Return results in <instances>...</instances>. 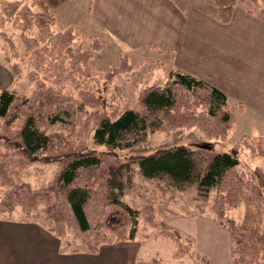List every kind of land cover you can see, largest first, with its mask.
<instances>
[{
  "label": "trees",
  "instance_id": "obj_1",
  "mask_svg": "<svg viewBox=\"0 0 264 264\" xmlns=\"http://www.w3.org/2000/svg\"><path fill=\"white\" fill-rule=\"evenodd\" d=\"M62 1L34 0L28 4L0 0V30L12 22L23 33L33 28L39 33L37 37L21 35L26 51L39 62L35 89L29 97L10 90L0 94V188L4 189L0 213L11 214L21 208L25 219L68 240L63 253L79 252L69 249L70 240L91 253H98L103 245L134 241L139 237L140 217L155 226L150 205L138 209L124 201L133 188L132 166L137 164L145 178L164 188L193 189L204 203L214 194L212 210L218 224L230 232L234 264H264V171L257 168L259 181H254L240 168L241 147L264 157V134L256 140L246 135L225 152L176 145L121 159L117 150L145 142L149 133L195 128L207 139L225 140L236 124L229 98L210 82L179 70L144 88L137 106L109 113L104 108L105 98L81 86L86 80L82 79L83 69L101 43L83 50L74 41V30L50 31L55 25L53 9ZM237 1L214 0L222 23L230 22ZM121 70L120 66L108 72L105 81L111 82ZM67 86L80 96L76 99L63 93L61 89ZM52 105L63 113L76 105L87 108L83 126L69 132L75 138L45 131ZM49 121L56 123L61 118ZM89 135L105 150L84 151ZM37 158L57 164L51 182L41 188L18 182ZM240 204L245 205V212L237 222L228 213ZM162 235L176 242L181 238L177 231H162ZM153 263L162 264L158 259ZM202 263L207 264V260L203 258Z\"/></svg>",
  "mask_w": 264,
  "mask_h": 264
},
{
  "label": "crops",
  "instance_id": "obj_2",
  "mask_svg": "<svg viewBox=\"0 0 264 264\" xmlns=\"http://www.w3.org/2000/svg\"><path fill=\"white\" fill-rule=\"evenodd\" d=\"M211 5L213 0H65L54 15L58 29L87 27L130 55H142L148 48L171 54L180 71L225 92L237 125L247 121L258 137L264 134V0L237 1L226 24ZM255 159V167L264 171V157ZM12 215L0 213V264H144L126 248L118 250L127 242L103 245L98 253H63L62 239L34 220ZM193 223L203 251L195 250L198 234L191 227L182 230L193 239L195 263L203 264L205 258L209 264H234L230 232L217 221Z\"/></svg>",
  "mask_w": 264,
  "mask_h": 264
},
{
  "label": "rangeland",
  "instance_id": "obj_3",
  "mask_svg": "<svg viewBox=\"0 0 264 264\" xmlns=\"http://www.w3.org/2000/svg\"><path fill=\"white\" fill-rule=\"evenodd\" d=\"M23 1H27L28 4H31L34 0ZM213 6L218 10L214 0L211 7L213 8ZM248 7L254 9L253 5H249ZM66 29L74 30L77 34L74 41L76 45L83 50H92L95 42H97L98 45L101 43V48L93 51V56L88 61L87 69H83L86 73H83L85 77L82 79L86 80L81 83V86L88 87V90H90L93 95L105 98L104 108L108 110L109 113H112L114 110L121 112L126 107L132 108L137 106L138 96L144 88L155 82L163 81L172 71H179L174 64V59L171 54L158 53L156 50L148 48L142 52L143 56H133L132 54L130 55V53L123 52V48H121L122 45H118L117 42L113 43L107 35H102V33H97L98 35H96L94 32L90 34L91 32L87 27L69 26L58 29L55 20V25L52 26L50 31L58 32ZM0 32H3L2 34L6 36L0 33V65L2 66V68H0V90L1 92L3 90H10L19 96L29 97L37 83L34 79L38 67L37 64L39 62H36V58L32 56V52L26 51L21 35L37 37L39 34L38 29L33 28L23 33L19 28H16V25L9 22L3 26ZM123 58H126V61L124 60L125 64H123ZM120 66L123 70H121L111 82H106L104 79L105 75ZM128 68H130V70ZM124 69L126 71H124ZM61 90L63 93L70 94L76 99L80 96L79 92L74 90L71 86H67ZM55 92L58 93V90H55ZM55 106L56 105L51 106L53 110L48 114L50 116L47 119L49 123L45 126V131L49 134L61 133L65 136H70V138H75L73 137L74 134L69 132L78 130L80 125L83 126V122L86 120H84V118L87 108L76 105L71 107L67 113H63V111H58V107L55 108ZM55 116H59L61 121L50 123L49 119ZM79 116H81V118H79ZM91 125L93 126V124ZM249 125L247 121L246 123L239 122L238 125L236 123L234 129L225 140L207 139L195 128L177 129L169 133H149L145 142L126 150H117V153L121 159H127L132 156L151 154L159 149L176 145H187L193 148L210 147L219 152L230 151L236 143L240 142L242 137L246 136L244 134L247 132L251 139L256 140L257 134L254 129L249 130ZM86 144L88 146L84 151H91L94 149L98 151L105 150L104 147L96 146L90 135L88 136ZM1 149L0 141V150ZM255 157L258 156L252 154L244 147L240 148V168L249 179L259 181L257 174L258 169L255 167L257 164V159H255ZM47 161V159L37 158L35 163L29 166L21 176L17 178V181L28 182L33 187L37 188L46 186L54 178L58 169L57 164L47 163ZM132 169L133 188L124 197V201L138 209L150 205L155 212V226L148 225L144 221V218L140 217L139 237L134 241H128L125 243L126 245H118V250L119 248H126L129 253L128 255H130L132 259L144 264H150L154 258L161 261L162 264H196V259L195 261L193 260V258L197 257V255H193L194 253L192 251L193 239L182 230V227H191V233L195 235L198 234L197 238L194 237V241H196L195 250L203 251V248L199 247V243L202 242V239L199 235L198 226L194 223L190 225V222H197V220L216 222L212 210L214 194H212L210 200L204 203L193 189L184 192L167 189L158 182L145 178L140 173L137 164H133ZM3 191L4 189L0 188V199ZM203 207L204 211L202 210ZM244 212L245 205L240 204L237 208L231 210L228 215L237 222H240L244 216ZM11 214H13L12 216L14 218L25 219L21 208H18ZM162 231L163 234L164 232H179L181 235L180 241L176 242L173 238L165 237L162 235ZM70 241L71 246L69 249L72 250L77 248L79 251L85 249L78 241ZM66 242H68V240L64 239L63 246L66 245ZM175 249L176 255L173 257ZM181 256L187 259H176Z\"/></svg>",
  "mask_w": 264,
  "mask_h": 264
}]
</instances>
